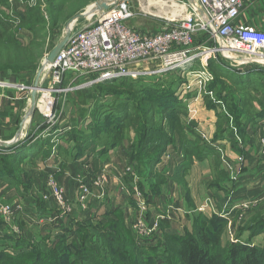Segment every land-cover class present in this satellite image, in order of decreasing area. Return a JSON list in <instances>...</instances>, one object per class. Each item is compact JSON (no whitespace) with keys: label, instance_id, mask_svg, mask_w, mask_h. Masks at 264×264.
<instances>
[{"label":"crops","instance_id":"obj_1","mask_svg":"<svg viewBox=\"0 0 264 264\" xmlns=\"http://www.w3.org/2000/svg\"><path fill=\"white\" fill-rule=\"evenodd\" d=\"M238 22L264 31V0H244ZM195 44L200 43L196 40ZM195 61H201L206 69L209 60L200 57ZM260 67L264 70V65ZM75 79L67 74L59 91H38L33 114L23 128L22 140L27 138L28 143L16 153L24 173L11 181L0 170L1 202L20 209L12 218L0 212V244L7 243L8 236H54L75 228L74 224L84 218L98 217L111 209L121 212L125 227L140 242L162 238L165 231L191 232L199 216L223 218L226 225L221 240L226 244L227 238H243L245 228L264 216V151L259 144L264 118L247 123L242 130L214 90L201 84L191 88L184 82L176 90L181 101L176 110L181 133L162 123L174 143L164 148L151 174L141 175L132 159L133 143L138 138L133 128H127L125 137L115 144L100 136H92L86 143L79 139L90 130L88 115L84 119L81 108L75 113L71 107L76 105L67 103L70 92L64 84ZM28 86L29 82L11 72L0 76L1 140L14 136L26 114ZM255 95L262 102L254 100L252 108L262 112L264 92ZM104 99L108 96L101 101ZM185 143L191 144L190 148ZM9 153L0 146V155ZM104 171L102 187L92 185ZM52 173L66 191L69 210L65 213L47 185ZM81 184L91 186L84 208L78 201ZM138 220L144 223L145 233L134 229ZM262 235L264 232L254 235L251 241Z\"/></svg>","mask_w":264,"mask_h":264},{"label":"trees","instance_id":"obj_2","mask_svg":"<svg viewBox=\"0 0 264 264\" xmlns=\"http://www.w3.org/2000/svg\"><path fill=\"white\" fill-rule=\"evenodd\" d=\"M88 1L78 0L76 7ZM47 6L50 15L48 26L53 30L67 19L71 14L67 8L72 7L73 10L74 5L67 3V0H48ZM19 18L18 28L10 24L0 27V71L11 70L15 73L34 74L50 46L49 43L40 40L41 37L46 36L39 32L46 29L43 24L45 17L39 8H27ZM21 29L31 34V38L26 43L17 39V33ZM199 37L195 40H202V37ZM208 68L215 77L207 85V89L214 90L217 97L223 98L234 122L242 127V130L247 123H253L257 118H264V111L256 112L252 108L253 101L257 99L255 94L264 92L262 68H250L240 74L222 66V63L215 59L208 61ZM178 73H175L178 75L176 76L178 84L171 74L166 75L172 79L165 85H162L165 77L160 78L162 80L159 83L145 80L149 79L148 76L137 79L145 85L137 92L145 96L137 100L127 96L123 97L120 103V92L114 89L115 92L110 94L103 91L108 88L104 87L100 95H106L108 98L109 95L112 96L111 108L91 115L88 121L89 134H82L79 139L86 143L90 137L100 136L101 139L115 144L125 137L127 128H133L138 134L137 140L133 143V162L139 174H151L153 165L164 148L174 143L173 136L164 132L162 123L169 125L172 131L181 133L180 118L176 111L181 104L176 95L178 85L182 81ZM124 78L103 80L101 83L114 86ZM218 84H222V87ZM249 84L258 85L260 88L250 94ZM117 89L129 95L128 88ZM133 110L134 112H131ZM85 116L84 111V119ZM27 143L26 138L7 148L10 152L8 155H0V170L11 181L18 179L24 173L22 159L16 158V153L26 147ZM185 144L190 148L191 144ZM122 218L118 209H111L98 217L84 218L74 224L75 228L71 226L54 236L43 234L29 239L8 236V242L0 244V260H3L2 264H60L55 260L56 254L58 253L57 256L62 258L60 255L64 253L63 245L67 250L72 249L77 238L80 237V229L86 226L92 241L96 242L88 246V252L84 250V255H88L84 258L85 264H264V241L253 243L248 239L222 243L221 237L226 225L223 218L199 216L193 221L191 232L165 231L162 238L154 237L146 243H141L132 235L125 227ZM255 220L251 226H247L251 237L264 229V216H259ZM88 238V234H84L81 242L86 244ZM153 240L159 242V245L150 246ZM3 247H6L4 248L6 253L1 252ZM156 247H161L165 256L157 254Z\"/></svg>","mask_w":264,"mask_h":264},{"label":"built area","instance_id":"obj_3","mask_svg":"<svg viewBox=\"0 0 264 264\" xmlns=\"http://www.w3.org/2000/svg\"><path fill=\"white\" fill-rule=\"evenodd\" d=\"M244 0H196L195 8L175 24L161 31L143 33L129 25L134 13L126 0H117L97 18L85 24L75 25L69 39L55 55L41 76L45 85L41 90L59 91V85L67 74L87 77L96 75L95 81L120 77L160 74L173 69L186 70L197 58H215L224 50L237 52L242 58L236 62L264 65V31L238 22ZM203 10L206 18L197 12ZM93 17V16H91ZM201 35L203 44H195ZM211 45H205L210 44ZM214 43V45H213ZM142 64L155 67L145 68ZM195 73L201 87L212 80L204 68ZM264 151V135L259 138ZM242 161V157H238ZM105 171L93 179L92 185L102 187ZM47 185L62 212L69 210L66 191L55 174L47 177ZM91 186L80 185L78 201L85 207ZM19 207L1 202L0 212L12 218ZM134 229L145 233L144 223L138 220Z\"/></svg>","mask_w":264,"mask_h":264},{"label":"rangeland","instance_id":"obj_4","mask_svg":"<svg viewBox=\"0 0 264 264\" xmlns=\"http://www.w3.org/2000/svg\"><path fill=\"white\" fill-rule=\"evenodd\" d=\"M47 1L48 0H0V27H6L7 24L12 25V27H16L18 28V26L20 25V18L19 15L22 12H25L27 10V8H39V10H41V12H43V15L45 17V20L43 22V24L45 25V28L43 31L40 30V34H45V37H41L40 40H42V42L45 43H49V50L44 54V56L50 51V49L53 47V43L56 42L59 38H61L63 32H64V26L65 24L70 21L76 14L82 13L84 12L87 7H89L90 5L94 4V2H96L97 0H89L88 2H86L85 4H82L80 7H76V4L78 2L74 1V0H67V3L70 2V5H74L73 6V10L72 7H68L67 9L69 11H71L70 15L67 17V19L65 21H63L57 28H54L53 30L49 28L48 26V20L50 15L48 14L47 11H49L48 6H47ZM65 1V0H64ZM129 4V6L131 7L134 16L133 18L130 20L129 25L131 27H133L135 30L139 31V32H143V33H153V32H157V31H161L162 29L166 28V27H170V25L175 24L174 21H177L179 19L184 18L185 16H187L190 11L192 10V8H195L196 6V0H126ZM56 3H58V1H56ZM176 3V4H175ZM161 4V5H160ZM163 4V5H162ZM75 8V9H74ZM181 8V9H180ZM175 11V12H174ZM182 11V12H180ZM184 11V12H183ZM174 13V16L169 17L167 14L168 13ZM181 14V15H180ZM183 14V15H182ZM180 15V16H179ZM93 17H82L77 19L73 26L77 25H81V24H85L87 23L89 20H94L95 18H97L96 14L92 15ZM42 24V25H43ZM40 26V24H39ZM201 37V35H199ZM199 37V38H200ZM31 38V34L28 33L26 30H19L17 33V39L22 42V43H26L28 42V40ZM202 40L204 41L205 38L202 37ZM201 41V40H200ZM200 45L203 44V41L200 42ZM52 44V45H51ZM207 45H211L210 44H205ZM214 45V43H213ZM43 56V57H44ZM239 53L237 52H229L224 50L222 52V54L220 55L219 53L216 54L215 58L213 57H209L208 60L210 59H215L217 61H220L222 63V66L235 71V72H247V70H249L250 68H254V69H259L262 68L260 67L261 65L255 63H246L243 64L242 62H236L235 58L239 57L242 58ZM42 57V59H43ZM42 59L40 60L39 66L40 67L41 63H42ZM237 60H239L237 58ZM142 66H144L145 68H153L155 66L153 65H145L142 64ZM202 67V63L201 61H195L189 68H187L186 70H182V69H173L171 71L165 72V73H160V74H150V75H140L137 76L135 78L133 77H126L123 79V81L114 84V86H106L104 85V83H101V81H95L96 79V75H91V76H87V77H81V76H76L75 81H71V82H67V84H64V88L65 90H67L68 95L66 97V99H69V101H67V103L74 104L76 105L74 108L71 107V110L73 112L76 113V111L78 110V108H81L82 110L85 111V114L88 115V118L91 117V115H94V113H99V112H103L109 108H111V104L113 103L112 100V96L109 95L108 99H104L103 101H101V99L104 96L100 95V92H102L104 87H108L107 89H104V92H109L110 94L112 92H115V90H117L116 92H120L119 94V98H120V103L123 101V97H129L131 99H138L142 96H145L143 94H138L137 92H139V90H141L143 88V83H141V81L139 82L137 79L142 78L143 76H148L149 79H145L147 81H153L156 83H159L162 79V77H165L162 80V85L168 84L170 82V80L173 78V80L175 81V83L178 84L177 82V74H180V78H182L181 83L178 85L179 88L181 86H184V82L186 83V85L188 87L191 88H195L197 86V88H199V78H196L195 73L197 71H201L203 68ZM206 69L207 71L212 75V80L206 82V88L207 85L212 82L214 80L215 75L210 71V69L208 68V64H206ZM37 71V70H36ZM36 71L34 74H23V73H15L12 72L11 70H6V71H0V76L3 77L5 76L8 72H11L13 74H15L17 76L18 79H22L25 80L26 82H29V86L32 85ZM171 74L172 77H166V75ZM155 76V78L153 77ZM137 81V82H136ZM202 85V84H201ZM28 86V88H29ZM219 87H222V84H218ZM251 92L250 94H252L253 92H255L256 90H258L260 87L258 85H248ZM113 87V88H112ZM120 87H124V88H128V94L130 95H126L125 93H123L121 90L119 91L117 88L120 89ZM146 87H151L150 85H146ZM113 90V91H112ZM122 92V93H121ZM106 96V95H105ZM148 96V95H147ZM149 97V96H148ZM258 99H256L257 102L261 101L259 99V97H257ZM259 100V101H258ZM115 103V102H114ZM70 107L68 106V109ZM81 109L79 110V113L81 112ZM76 110V111H75ZM131 112H134L131 111ZM96 115V114H95ZM90 119V118H89ZM264 222V221H263ZM80 237H78L76 240V244L73 246L72 249L67 250V247L65 245H63V252L60 255L59 258L56 254V261L57 263L60 264H85L84 258H87L88 255H84V250H87L86 252H88L89 248L88 246L92 243H95L96 241H92L91 235L88 233L89 230H87L86 226H83L82 229H80ZM249 232V233H248ZM264 232V229L261 231ZM261 232H259L258 234H260ZM88 234L89 238L86 241V244H83L81 242V238L82 236H84V234ZM244 237H238V239L233 238L232 241L234 240H251V233L249 230L245 229V232H243ZM230 238H231V234H230ZM242 238V239H241ZM152 238H149L147 240H141V243H146L147 241L151 240ZM252 242L255 243H261L262 241H264V235L256 238L254 237V239H252ZM232 242L230 241L229 238H227V242ZM152 242V245H151ZM150 242V246L155 247L158 246L159 242L157 243L156 241H151ZM148 246V245H147ZM3 247L1 248V252L6 253V251L4 250ZM9 249V248H8ZM155 252H157V254H159L160 256H165V254L163 253V251H161V247H156L155 248ZM9 252V251H7ZM78 252L79 254L77 255ZM3 260H0V264H2ZM39 264V263H38Z\"/></svg>","mask_w":264,"mask_h":264},{"label":"water","instance_id":"obj_5","mask_svg":"<svg viewBox=\"0 0 264 264\" xmlns=\"http://www.w3.org/2000/svg\"><path fill=\"white\" fill-rule=\"evenodd\" d=\"M105 0H97L92 4L91 6L95 5V8L97 9L98 13L103 12L106 10L109 5L114 4V2H111L110 4H106L104 2ZM193 1V0H192ZM88 10L86 9L84 12L76 14L70 21H68L64 26V32L61 36V38L53 45V47L50 49V51L43 57L42 63L40 67L37 69L33 83L31 86H29L30 89V98H29V105L28 109L26 111V114L21 119L19 126L17 128V131L15 132L14 136L9 140H1L0 139V146L3 148H10L14 144L22 141L23 139V128L25 125V122L31 117L33 114L36 102H37V93L39 90L45 87V85H42L41 83V76L47 66L51 64L53 61L55 55L58 53V51L63 47V45L66 43V41L69 39L71 34V29L69 28L70 23L73 21H76L79 18L86 17ZM197 12L201 14L203 18H206L203 10L200 8H197Z\"/></svg>","mask_w":264,"mask_h":264},{"label":"bare ground","instance_id":"obj_6","mask_svg":"<svg viewBox=\"0 0 264 264\" xmlns=\"http://www.w3.org/2000/svg\"><path fill=\"white\" fill-rule=\"evenodd\" d=\"M117 0H105L104 2L106 3V4H110L111 2H116ZM176 4V3H175ZM161 5V4H160ZM163 5V4H162ZM109 6H111V5H109ZM181 9V8H180ZM87 15H86V17H91L93 14H97L98 13V11H97V9L95 8V5H93V6H89V7H87ZM175 12V11H174ZM180 12H182V11H180ZM184 12V11H183ZM102 13V12H101ZM169 17H173L174 16V13L172 12V13H168L167 14ZM181 15V14H180ZM179 15V16H180ZM183 15V14H182ZM75 22V21H74ZM74 22L72 21L71 23H70V26H69V28H72L73 27V24H74ZM261 61H264V60H261Z\"/></svg>","mask_w":264,"mask_h":264}]
</instances>
